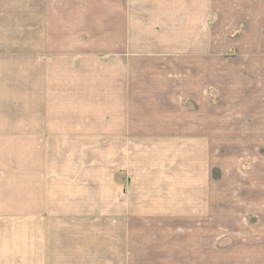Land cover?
<instances>
[{
  "label": "crops",
  "instance_id": "crops-1",
  "mask_svg": "<svg viewBox=\"0 0 264 264\" xmlns=\"http://www.w3.org/2000/svg\"><path fill=\"white\" fill-rule=\"evenodd\" d=\"M77 233L99 264H264V0H0V264Z\"/></svg>",
  "mask_w": 264,
  "mask_h": 264
},
{
  "label": "rangeland",
  "instance_id": "rangeland-1",
  "mask_svg": "<svg viewBox=\"0 0 264 264\" xmlns=\"http://www.w3.org/2000/svg\"><path fill=\"white\" fill-rule=\"evenodd\" d=\"M222 149V150H221ZM225 156H227V150H225L220 144L217 143V149H216V158L217 161L219 159H224ZM245 167V166H244ZM248 167V166H247ZM216 189H225V185L219 187V184H222V182L224 181V175H223V171L222 168L220 167H216ZM219 182V183H218ZM218 187V188H217ZM79 233H77L76 236L73 235V241H72V246L70 248V252H71V259L70 262H68V264H99L96 261V255H97V251H96V247H95V240H94V234H90L89 233H85L88 234L87 236H85V234L83 235L82 240H80V237L78 235ZM81 241H83V243L85 242L84 246H82ZM62 252H64L63 248H60ZM57 261L60 259H63V255L59 254L56 256ZM58 264V262L56 263ZM60 264H64L63 261H61Z\"/></svg>",
  "mask_w": 264,
  "mask_h": 264
}]
</instances>
